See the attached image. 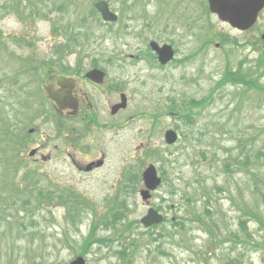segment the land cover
<instances>
[{
  "label": "rangeland",
  "instance_id": "374dc122",
  "mask_svg": "<svg viewBox=\"0 0 264 264\" xmlns=\"http://www.w3.org/2000/svg\"><path fill=\"white\" fill-rule=\"evenodd\" d=\"M94 1L17 0L15 3L0 0V112L4 123L11 122L8 129L14 127L22 138L15 159L11 157L12 148L0 143V188L6 189L0 192V264H69L77 256H84L87 264H124L118 255L124 250L133 259L130 264H224L232 257L240 258L243 264H264V250L255 248L256 243L264 241V231L255 219L246 216L247 210L243 208L247 203L254 212H263L264 96L229 86L215 88L225 68L235 69L238 64H244V70L254 64L253 48L241 43L252 40L255 35L234 34L214 15H208L205 0H103L119 17L108 33L95 23ZM18 4L21 10H17ZM74 21L82 27L81 33L86 39L79 44L104 49L92 64L107 72L112 103L119 102L120 94L124 93L128 99L126 115L156 117L153 131L148 125L152 119L145 120L147 123L142 120L107 141L105 167L88 175L71 164L80 167L84 162L76 155L77 150L66 145L65 130L57 134L50 103L43 97L45 86L57 73H62V62L68 66L74 61L80 62L79 70L84 73L92 59L91 51L85 54L75 50L62 52L63 60L58 59L57 51L67 37L62 27H71L69 24ZM222 36L228 40L226 43L220 42L224 40ZM150 40L159 44L172 42L176 51L174 62L165 68L157 62L155 65L153 60L149 64L146 58H152L146 48ZM28 64L35 65L37 73L20 71ZM261 74L258 84L264 87V72ZM17 83L21 87L27 85L26 91H37L35 102L29 100L33 104L31 108H22L21 100L18 102L22 94L16 91ZM213 89V99L200 117L188 118L184 123L168 117L165 104L172 90L177 93L175 98L186 100L187 109L191 102L194 105L205 99L209 102L207 96ZM103 98L101 94L93 98L98 109ZM238 98L247 101L239 102L243 107L237 108ZM41 100L45 103L42 110ZM109 120L113 124L118 122V118ZM141 127L144 128L142 135L138 134ZM31 128L35 133L26 137ZM166 130L180 136L177 144L169 149L163 140ZM110 137L108 134L107 139ZM252 138L254 144L250 143ZM189 144L195 146V152L208 153L209 160L196 159L186 149ZM36 146L44 156L53 154L51 162L27 158V153ZM182 146L181 151L175 150ZM152 149L156 155L148 158L146 153ZM242 152L243 156L250 155L252 166L258 160L260 166L241 169L229 160L236 153L241 156ZM214 155L221 161L228 160L227 172L210 169L208 163ZM242 162L240 158L239 163ZM149 164L157 168L163 181L150 203L165 217L164 223L155 230H145L138 224L147 207L139 197L141 186L135 183L137 177L129 181L128 191L127 182L122 179L124 174L129 175L128 167L131 172L139 173ZM15 170V181L23 185L21 192L9 191L10 183H16L12 181ZM214 186L216 191L212 192ZM117 189L120 196L128 198L125 204L130 211L122 223L112 222L117 224L119 232L115 239L114 231L103 229H95L93 236L86 238L93 214L86 210L72 224L65 207L55 206L60 194L73 191L95 205L99 217L98 214L110 207ZM194 189L211 194L207 203L198 197L185 199L190 198ZM40 193L49 196L50 203L45 201L36 207L32 198ZM204 210L214 213V220L220 222L224 235H238L241 223L245 222L247 243L235 246L234 250L226 242L214 251L207 247L208 235L196 222L184 221V230L175 229L183 217L191 219L189 213L203 214ZM131 222L134 225L120 233ZM67 239L70 242H65ZM132 243L134 248L128 249Z\"/></svg>",
  "mask_w": 264,
  "mask_h": 264
},
{
  "label": "flooded vegetation",
  "instance_id": "af4514ba",
  "mask_svg": "<svg viewBox=\"0 0 264 264\" xmlns=\"http://www.w3.org/2000/svg\"><path fill=\"white\" fill-rule=\"evenodd\" d=\"M232 32L238 35H250L253 33L255 36L252 38V40L246 43L242 42L241 44H244L249 49L253 48L254 53H257L258 49H262V51H264V12L258 15V18L251 29L245 32H238L234 30ZM222 38L224 40L220 41L221 43H226L228 41L224 38V36H222ZM263 55L264 53L262 54V56ZM79 65L80 64L78 62H73L72 69L74 70L70 71L71 73H61V75L63 74V76L71 77L75 80V82L73 83H75V96L77 99V113H75L76 115L74 117L70 116L68 114L69 111H62L60 115H57L51 104L50 110L57 118L58 122L61 121L64 122V124L65 122L71 123V125H69L70 127H65L64 125L57 124V134L62 133L63 130H65V137L68 141L66 145H68L70 149L77 150L76 155L80 160H82V162H84V166L82 165L80 167V170L87 172L85 166L89 163H96L97 161L101 162L100 166H92V171L98 169L97 167H105L107 161V151L105 148V143L112 139L113 131H127V126L129 125L130 121L134 119V116L126 115L125 109L116 111L115 114H113L112 107L116 105L117 102L115 101L112 103L113 99L110 96L112 86L109 83V77H104V81L101 84H95L94 82H91L88 79L84 78L85 72L82 73L77 68V66ZM64 66L68 65L64 64ZM51 83L54 85L55 89L58 88V86L53 81ZM114 89L115 87H113V90ZM94 92L96 94L92 95V93ZM97 94L105 96V100L103 98V102L100 104L99 109L103 110L105 108L107 109V111L101 112L97 108L95 100L93 99L95 96H97ZM114 118H118V122L116 124L112 123L113 120H109ZM143 121L144 123L148 122L145 120ZM137 122L139 121H136V123ZM155 124L156 118L152 121V125H148L152 127L155 126ZM138 131V134L142 135L144 131L143 127H141ZM108 134H110L111 137L107 139ZM36 149L37 150L35 157L37 155L43 156L41 152L42 149ZM52 158L53 154L47 153L45 156V161L50 162Z\"/></svg>",
  "mask_w": 264,
  "mask_h": 264
},
{
  "label": "water",
  "instance_id": "95a60500",
  "mask_svg": "<svg viewBox=\"0 0 264 264\" xmlns=\"http://www.w3.org/2000/svg\"><path fill=\"white\" fill-rule=\"evenodd\" d=\"M209 10L211 13L216 14L221 21L230 23L237 29L245 30L249 28L256 19L259 11L264 7V0H208ZM95 7L101 12L103 20L114 21L116 18L108 11V7L104 2H97ZM151 48L158 55L160 63L165 64L170 61L173 57V52L170 46H164L159 48L156 44L151 43ZM87 78L91 79L96 83H101L104 74L98 70H93L87 73ZM64 80V79H63ZM62 80V77L57 78V82L60 85V90L53 91L52 86L46 87V95L57 107V110L70 109L73 110L71 113H76V100L74 98L73 87ZM122 104L117 108L125 107V98L122 96ZM115 109V108H114ZM174 134L168 132L166 134V140L169 143L174 142ZM143 181L147 190L140 192L143 200L149 198V192L155 190L159 184L160 179L156 176L155 168L150 165L143 173ZM162 221V217L157 214L153 209H149L147 215L142 219L144 226L148 227L153 224H158ZM71 264H85L84 260L79 257L74 260Z\"/></svg>",
  "mask_w": 264,
  "mask_h": 264
},
{
  "label": "trees",
  "instance_id": "16d2710c",
  "mask_svg": "<svg viewBox=\"0 0 264 264\" xmlns=\"http://www.w3.org/2000/svg\"><path fill=\"white\" fill-rule=\"evenodd\" d=\"M15 3L17 0H14ZM17 10H21L20 5L18 4ZM27 18V17H24ZM78 30H82L81 26H77ZM81 35V34H80ZM75 38V37H74ZM21 96L19 97L18 101L20 100ZM0 123H4L3 120V116L0 112ZM9 125L5 124L3 125L2 131L0 132V136L2 137L1 140L7 142L6 144L9 146L11 144V140H10V133H11V128L8 129ZM199 156L201 158H206L204 153L201 152L199 154ZM244 163L242 162V164L236 162V166H238L241 169H251L252 166V160L250 156H244ZM231 158V157H230ZM216 160L213 161V163H215ZM235 162V161H234ZM257 167L260 166L259 160L256 163ZM262 166V165H261ZM226 167L225 165H223V163L221 164L220 168ZM226 169V168H225ZM224 169V170H225ZM227 174V173H225ZM197 181V180H196ZM198 182V181H197ZM216 187L214 186L211 190L212 192H215ZM202 188L200 187V190ZM208 195L206 193L201 194L199 190L194 189L191 192L190 198L189 197H185L186 200H193L194 198L198 197L199 199H203L206 200L207 203V199H209V197L211 196V194L209 192H207ZM261 196H264V191L262 192ZM264 199V198H263ZM205 203V202H204ZM194 206H196V203L194 204ZM243 208H245L247 210V217L249 218H253L255 219V221L260 224V229L264 231V217L262 215H264V202H263V212H259V211H253L250 209L249 205L247 203L243 204ZM211 210V209H210ZM205 213H200V212H192L189 213V216H191L190 220H185L186 217L182 220L183 222H181L180 224H178L177 226H175L176 230H184L186 227V224L184 221H189L191 223L196 222L200 228L208 235V241H210L209 245L207 246L208 248H212L214 251L215 250H219L222 245L226 242L231 243V245H233L234 250L236 249L235 246H242L244 243H247L248 241V234L246 232L247 225H245V222L241 223L240 229L241 232L238 233V235L235 234V236L233 234H228V235H224V230L220 225V222L218 220H214V213L212 211H208V210H204ZM251 244H255L253 242H251ZM255 248L258 250H264V241L260 242V243H256L255 244ZM240 258L238 257H232V258H228L227 261L224 264H243L242 260H239ZM127 264L130 263L129 260L126 261Z\"/></svg>",
  "mask_w": 264,
  "mask_h": 264
}]
</instances>
